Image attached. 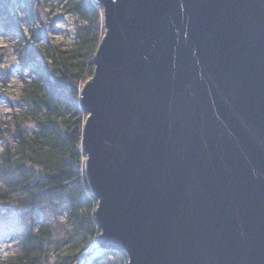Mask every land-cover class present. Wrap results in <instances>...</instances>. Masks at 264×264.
<instances>
[{
	"label": "water",
	"instance_id": "1",
	"mask_svg": "<svg viewBox=\"0 0 264 264\" xmlns=\"http://www.w3.org/2000/svg\"><path fill=\"white\" fill-rule=\"evenodd\" d=\"M100 2L82 91L99 246L264 264V0Z\"/></svg>",
	"mask_w": 264,
	"mask_h": 264
},
{
	"label": "trees",
	"instance_id": "2",
	"mask_svg": "<svg viewBox=\"0 0 264 264\" xmlns=\"http://www.w3.org/2000/svg\"><path fill=\"white\" fill-rule=\"evenodd\" d=\"M18 1L31 30L12 13L13 0H0V26L17 35L14 51L22 78L11 111L0 117V221L57 199L65 205L66 220L61 227L40 220L26 229L18 251L0 257V264H98L108 255L128 264L126 251L98 246L99 199L90 185L84 147L88 113L82 91L96 72L106 33L104 7L100 0H55L56 16L78 19L76 37L65 45L44 34L41 25L33 26V8L46 0ZM1 65L0 57V88Z\"/></svg>",
	"mask_w": 264,
	"mask_h": 264
},
{
	"label": "rangeland",
	"instance_id": "3",
	"mask_svg": "<svg viewBox=\"0 0 264 264\" xmlns=\"http://www.w3.org/2000/svg\"><path fill=\"white\" fill-rule=\"evenodd\" d=\"M13 2L12 13L17 16V19H20V23L24 28L31 30L32 24L29 22L26 10L21 2L18 0H13ZM44 2L43 5L33 8L32 13L36 19L33 26L41 25L44 34L52 36L54 40L63 42L65 45H70L76 37L77 16L65 13L56 16L58 11L57 2L55 0ZM16 39V34L0 26V57L2 58L1 67L3 69L1 83L4 85L0 88V93L3 94L0 98V117L11 111V100L15 99L14 94L18 93L22 79L18 72L19 64L14 51ZM3 146L4 141L0 140V150ZM40 220H47L56 226L57 224L60 226L66 220L64 203L60 199L54 200V202L47 201L39 205L34 211L26 208L12 215L9 219L1 220L0 257L16 253L20 247L24 231L35 224L37 225ZM98 264H125V261L119 255H108L101 259Z\"/></svg>",
	"mask_w": 264,
	"mask_h": 264
},
{
	"label": "built area",
	"instance_id": "4",
	"mask_svg": "<svg viewBox=\"0 0 264 264\" xmlns=\"http://www.w3.org/2000/svg\"><path fill=\"white\" fill-rule=\"evenodd\" d=\"M92 259H90L89 261H91ZM128 262H129V260H128Z\"/></svg>",
	"mask_w": 264,
	"mask_h": 264
}]
</instances>
